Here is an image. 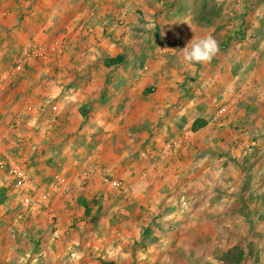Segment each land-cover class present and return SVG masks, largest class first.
<instances>
[{"label":"rangeland","instance_id":"obj_1","mask_svg":"<svg viewBox=\"0 0 264 264\" xmlns=\"http://www.w3.org/2000/svg\"><path fill=\"white\" fill-rule=\"evenodd\" d=\"M120 1L117 26L137 15L124 8L146 2ZM148 7V31L155 21L185 24L182 40L164 43L155 58L128 61L161 69L164 89L157 94L146 82L140 94L158 100L142 108L150 124L141 115L132 122L139 114L128 119L118 89L106 93L118 105L101 122L77 108L73 76L59 77L52 61V74L45 73L53 56L46 44L21 42L19 59H0V264L7 257L15 264H224L221 256L237 244L245 249L241 264H264V0H155ZM5 11L4 18H20ZM190 34L218 42L210 62L183 61ZM33 46L47 57L30 63L24 51ZM123 63L112 64L116 72ZM83 82L89 90L98 85L92 76ZM197 118L211 126L192 135ZM145 127L151 133L141 136ZM155 128L175 132L159 147ZM12 163L26 172L23 190ZM81 197L101 200L98 222L85 217Z\"/></svg>","mask_w":264,"mask_h":264},{"label":"crops","instance_id":"obj_2","mask_svg":"<svg viewBox=\"0 0 264 264\" xmlns=\"http://www.w3.org/2000/svg\"><path fill=\"white\" fill-rule=\"evenodd\" d=\"M10 1L0 4V59L6 57L7 59H19L20 55H14V53L18 51V45L21 42L27 43V45L30 42L46 44L53 50V56L47 60L49 65L46 66L45 73L52 74L49 66L53 62L57 64L56 67H59V77L69 79L73 76L71 79L78 84V87L75 86V90L78 94L80 93V99L78 98L80 102L77 108L86 106L88 116L92 119L101 122L103 116L111 114V109L118 104L106 93L118 89L125 95L121 104L123 103L122 105L128 107V111L131 112L129 120L139 114L132 122H138L140 115L145 124L153 122L147 120L146 110L142 111V108L149 104L158 106V100L143 99L144 95L140 97V94L142 86H145L146 82H151L149 88L156 91L157 94L164 89V83L161 81V69L157 70L151 65H146L144 68L135 65L128 67L127 64L132 58H155L164 43L170 40L173 41L172 43L182 40L180 37L185 35L182 31L185 24L179 25L180 23H178L176 27H173L172 23L159 24L158 21H155L149 24V27L152 28L149 31L146 30L148 24L144 20V15H148L147 11L151 10L148 6L153 7L155 0H146L145 3L137 2V6L128 5V8H124L122 12L124 11L125 15L128 13L129 16L134 13L137 15H134L132 19H127L128 21L124 25L119 26L116 22L119 18L116 19L115 14L120 7L126 5L125 0V3L119 0L117 4L114 3V0H13L14 4ZM12 6L14 8L10 10ZM4 10L16 13L20 18L16 20L4 18L2 14ZM125 15L123 17H126ZM123 21L121 20V23ZM164 25L167 28L173 27V31L166 32ZM192 37L190 34L186 41L189 42ZM184 40L183 43H185ZM173 48L178 53L182 50L179 47ZM118 55L123 56L124 63L120 68L122 72H116L117 67L108 66L105 63L106 59ZM30 63H33L31 58ZM114 73L124 75L121 82L116 83L115 86L110 82ZM89 76L98 80V85L92 86L90 90L83 87L84 78ZM142 83L144 85H141ZM29 88L32 86L28 85L27 89ZM127 96L128 98H126ZM27 111L22 109L20 113L25 114ZM162 120L165 122V126H173L171 117H165ZM151 126L153 127V125ZM210 126L211 122L203 128ZM203 128L196 132L192 130V135L200 133ZM145 131L141 136L151 133ZM154 131L155 141H158L157 144L160 147L163 145L159 141L160 138L167 135L172 136L175 128H172L170 132L158 128L152 130V132ZM156 152L158 155H162L161 149ZM6 232L5 234H9ZM3 263L15 264L10 257L3 258ZM55 264H61V261L58 259Z\"/></svg>","mask_w":264,"mask_h":264},{"label":"trees","instance_id":"obj_3","mask_svg":"<svg viewBox=\"0 0 264 264\" xmlns=\"http://www.w3.org/2000/svg\"><path fill=\"white\" fill-rule=\"evenodd\" d=\"M123 60L122 55H118L114 58L106 59L105 63L107 65L117 64ZM208 124V120L205 118H197L192 124V130L194 132L199 131L203 127ZM79 202L84 207L85 217L91 218L94 222H98L100 219L94 216L95 207H100L101 200L94 198L93 200H89L85 197H81ZM245 259V249L240 244L234 245L228 248L223 255L221 256V260L224 264H241Z\"/></svg>","mask_w":264,"mask_h":264},{"label":"clouds","instance_id":"obj_4","mask_svg":"<svg viewBox=\"0 0 264 264\" xmlns=\"http://www.w3.org/2000/svg\"><path fill=\"white\" fill-rule=\"evenodd\" d=\"M219 50L218 42L212 36L192 40L183 48V61L188 65L210 62Z\"/></svg>","mask_w":264,"mask_h":264},{"label":"built area","instance_id":"obj_5","mask_svg":"<svg viewBox=\"0 0 264 264\" xmlns=\"http://www.w3.org/2000/svg\"><path fill=\"white\" fill-rule=\"evenodd\" d=\"M24 55L27 58L47 57V53H46L45 49L41 48L40 46H33V47L25 49ZM11 173L14 175V178L16 180V183H15L16 187L23 190L26 186V183H27V175H26L25 170L21 166H19V164L12 163L11 164ZM81 180L85 181L86 178L83 177ZM59 189L60 190L64 189V191L69 190V188L66 186L60 187ZM30 203L32 204L33 202L30 201ZM32 207L35 208L34 205Z\"/></svg>","mask_w":264,"mask_h":264}]
</instances>
